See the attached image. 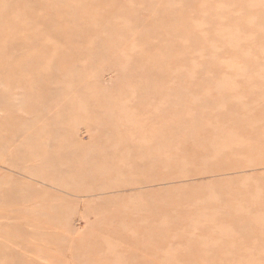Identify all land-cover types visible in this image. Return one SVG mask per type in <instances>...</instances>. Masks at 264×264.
Segmentation results:
<instances>
[{"label": "rangeland", "instance_id": "1", "mask_svg": "<svg viewBox=\"0 0 264 264\" xmlns=\"http://www.w3.org/2000/svg\"><path fill=\"white\" fill-rule=\"evenodd\" d=\"M0 264H264V0H0Z\"/></svg>", "mask_w": 264, "mask_h": 264}, {"label": "bare ground", "instance_id": "2", "mask_svg": "<svg viewBox=\"0 0 264 264\" xmlns=\"http://www.w3.org/2000/svg\"><path fill=\"white\" fill-rule=\"evenodd\" d=\"M8 216H6V214L3 211H0V225L4 223V221H8ZM0 232H1V226H0ZM3 235H0V238Z\"/></svg>", "mask_w": 264, "mask_h": 264}]
</instances>
